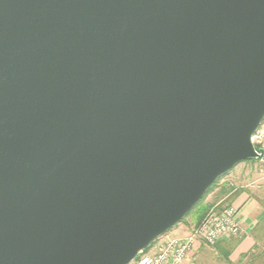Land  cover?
Masks as SVG:
<instances>
[{"label": "water", "instance_id": "1", "mask_svg": "<svg viewBox=\"0 0 264 264\" xmlns=\"http://www.w3.org/2000/svg\"><path fill=\"white\" fill-rule=\"evenodd\" d=\"M263 122L264 0H0V264H130Z\"/></svg>", "mask_w": 264, "mask_h": 264}, {"label": "crops", "instance_id": "2", "mask_svg": "<svg viewBox=\"0 0 264 264\" xmlns=\"http://www.w3.org/2000/svg\"><path fill=\"white\" fill-rule=\"evenodd\" d=\"M241 171L221 179L205 199L209 208L218 202L233 205L240 234L214 246L198 242L184 264H264V181L245 182L248 174L242 175ZM193 226L180 224L179 237L186 236Z\"/></svg>", "mask_w": 264, "mask_h": 264}, {"label": "built area", "instance_id": "3", "mask_svg": "<svg viewBox=\"0 0 264 264\" xmlns=\"http://www.w3.org/2000/svg\"><path fill=\"white\" fill-rule=\"evenodd\" d=\"M237 209L233 205L212 207L202 221L184 237L159 238L147 251L140 252L130 264H184L198 242L208 246L240 234Z\"/></svg>", "mask_w": 264, "mask_h": 264}, {"label": "rangeland", "instance_id": "4", "mask_svg": "<svg viewBox=\"0 0 264 264\" xmlns=\"http://www.w3.org/2000/svg\"><path fill=\"white\" fill-rule=\"evenodd\" d=\"M253 143H254V145L261 146L259 148H264V122L261 125L259 131L256 133V135L253 139ZM238 171H241L242 175H245V173L248 174L249 179H247L245 182H251L250 184H252L254 182H258V181H264V160L259 161L257 163H253V164L252 163H245V164L242 163L232 170V172H235V173ZM227 176L228 175H226L225 177H227ZM236 177H238V175ZM218 204H220V206H223L225 203L224 202H221V203L218 202V203L214 204V206H216ZM214 206H212V207H214ZM211 208H209V210ZM187 223H191V219H187ZM177 227H174L172 230H170L164 236H167V237L179 236V225Z\"/></svg>", "mask_w": 264, "mask_h": 264}, {"label": "trees", "instance_id": "5", "mask_svg": "<svg viewBox=\"0 0 264 264\" xmlns=\"http://www.w3.org/2000/svg\"><path fill=\"white\" fill-rule=\"evenodd\" d=\"M263 124V123H262ZM256 148H259L261 146L259 145H255ZM261 160H257V161H252V162H248V163H257ZM222 179V178H221ZM219 179L206 193V195L204 196V198L202 199V201L187 215V217L180 223V224H186L187 223V219H191V223L194 225L193 227H196L197 225H199V223L202 221V219L205 217V215L207 214L208 210H209V206L207 204H205V199L207 197V195L209 193H211L215 187L218 185L219 181L221 180ZM179 224V225H180ZM177 227V226H176ZM156 242V241H155ZM154 242V243H155ZM153 243V244H154ZM152 244V245H153ZM151 245V246H152ZM150 246V247H151ZM150 247H148L146 250L147 251Z\"/></svg>", "mask_w": 264, "mask_h": 264}]
</instances>
